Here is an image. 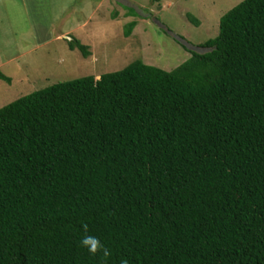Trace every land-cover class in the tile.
<instances>
[{
	"label": "trees",
	"instance_id": "16d2710c",
	"mask_svg": "<svg viewBox=\"0 0 264 264\" xmlns=\"http://www.w3.org/2000/svg\"><path fill=\"white\" fill-rule=\"evenodd\" d=\"M179 38L171 71L137 59L0 108V264H264V0Z\"/></svg>",
	"mask_w": 264,
	"mask_h": 264
},
{
	"label": "rangeland",
	"instance_id": "374dc122",
	"mask_svg": "<svg viewBox=\"0 0 264 264\" xmlns=\"http://www.w3.org/2000/svg\"><path fill=\"white\" fill-rule=\"evenodd\" d=\"M241 1L0 0V71L12 78L0 79V108L54 83L99 78L137 59L171 71L191 56L173 35L190 47L205 42ZM131 21L137 24L127 35ZM73 39L87 44L90 55L72 49Z\"/></svg>",
	"mask_w": 264,
	"mask_h": 264
},
{
	"label": "clouds",
	"instance_id": "9594fccd",
	"mask_svg": "<svg viewBox=\"0 0 264 264\" xmlns=\"http://www.w3.org/2000/svg\"><path fill=\"white\" fill-rule=\"evenodd\" d=\"M174 36V35H173ZM81 243L88 249V251L92 254H96L97 252H103L105 256L110 255L108 250L104 247L101 241L94 236H85ZM123 264H127V261H124Z\"/></svg>",
	"mask_w": 264,
	"mask_h": 264
},
{
	"label": "water",
	"instance_id": "95a60500",
	"mask_svg": "<svg viewBox=\"0 0 264 264\" xmlns=\"http://www.w3.org/2000/svg\"><path fill=\"white\" fill-rule=\"evenodd\" d=\"M177 39H179V40H181L180 38H179V36H177V35H174ZM182 41V40H181Z\"/></svg>",
	"mask_w": 264,
	"mask_h": 264
}]
</instances>
